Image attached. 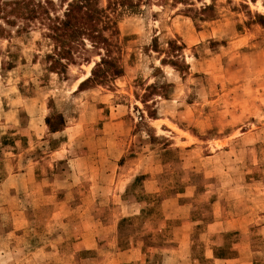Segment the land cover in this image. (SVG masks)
Instances as JSON below:
<instances>
[{
	"label": "rangeland",
	"instance_id": "374dc122",
	"mask_svg": "<svg viewBox=\"0 0 264 264\" xmlns=\"http://www.w3.org/2000/svg\"><path fill=\"white\" fill-rule=\"evenodd\" d=\"M73 1L122 72L78 88L103 50L53 71L38 19H0V264H264V0Z\"/></svg>",
	"mask_w": 264,
	"mask_h": 264
},
{
	"label": "trees",
	"instance_id": "16d2710c",
	"mask_svg": "<svg viewBox=\"0 0 264 264\" xmlns=\"http://www.w3.org/2000/svg\"><path fill=\"white\" fill-rule=\"evenodd\" d=\"M107 1V7L110 8V0ZM32 2L31 0L4 2L3 7L0 8V19L10 25L13 21L9 19V16L25 21L39 20L45 29L43 35L49 38L53 45L52 52L47 55V59L50 60V70H64L68 64L75 63L81 52L87 51L84 42L87 40L93 49L104 52L100 60L94 63L91 74L79 83L78 88L88 80L100 83L106 80L108 75L121 74L122 70L112 56L115 44L111 38L119 31L115 21L107 13L87 9L73 0H63L66 7L61 14H57L52 0H44L43 3L37 1L36 4ZM106 31H109V35L105 34ZM46 123L51 131H57L48 119Z\"/></svg>",
	"mask_w": 264,
	"mask_h": 264
},
{
	"label": "crops",
	"instance_id": "0c3cea01",
	"mask_svg": "<svg viewBox=\"0 0 264 264\" xmlns=\"http://www.w3.org/2000/svg\"><path fill=\"white\" fill-rule=\"evenodd\" d=\"M118 140V138H117ZM116 145L117 147L118 145V141H116ZM120 148H122L121 146H119ZM124 150V149H123ZM69 152L72 151H76V150H68ZM79 151H82V149H79ZM85 152V151H83ZM81 152V153H83ZM126 161V160H125ZM135 165L138 166V164L135 162ZM145 172V170H140ZM148 180V179H147ZM147 180H144L143 183H146ZM179 233H181V231H178ZM177 234V233H176ZM188 235H191V232H189ZM181 237L184 238L183 233H181ZM181 243L183 244L184 242L182 240H176V245L175 248H172V254H170L169 256H161L159 258L160 262H163L164 264H199V260L194 258V256L192 255V251L191 254L189 253L187 256L186 255H182L180 248H181ZM191 245V243H190ZM190 245L189 248H190ZM184 246V245H183ZM182 246V248H183ZM171 251V250H169ZM174 252V253H173ZM210 253H212V251H210ZM239 255V250H237V254L235 253L232 256H211V257H204L205 261L209 262V264H234L236 262H239V264H245L247 263V261L241 260ZM139 260H141L140 257H137ZM134 262V260H129L127 261L128 264ZM139 262V261H137Z\"/></svg>",
	"mask_w": 264,
	"mask_h": 264
}]
</instances>
